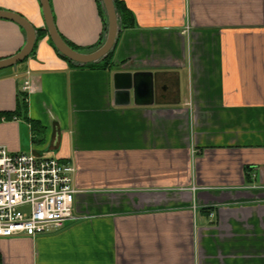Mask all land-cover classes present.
<instances>
[{
    "label": "crops",
    "instance_id": "0c3cea01",
    "mask_svg": "<svg viewBox=\"0 0 264 264\" xmlns=\"http://www.w3.org/2000/svg\"><path fill=\"white\" fill-rule=\"evenodd\" d=\"M49 1L70 43L104 40L101 0ZM120 1L133 26L90 66L59 53L41 0H0L38 30L0 69V146L71 162L79 217L0 237L4 263L264 264V0ZM25 42L0 18V59ZM117 71L152 72L153 102L117 104Z\"/></svg>",
    "mask_w": 264,
    "mask_h": 264
},
{
    "label": "built area",
    "instance_id": "2783aa9c",
    "mask_svg": "<svg viewBox=\"0 0 264 264\" xmlns=\"http://www.w3.org/2000/svg\"><path fill=\"white\" fill-rule=\"evenodd\" d=\"M75 172L71 162L0 146V237H36L77 220Z\"/></svg>",
    "mask_w": 264,
    "mask_h": 264
},
{
    "label": "water",
    "instance_id": "95a60500",
    "mask_svg": "<svg viewBox=\"0 0 264 264\" xmlns=\"http://www.w3.org/2000/svg\"><path fill=\"white\" fill-rule=\"evenodd\" d=\"M107 14V33L103 42L94 49L82 51L73 48L59 33L52 15L50 1L41 0L46 30L59 53L79 65L98 62L104 59L116 45L120 27V17L114 0H101ZM0 18L10 19L20 24L26 32V42L16 54L0 59V69L16 66L33 52L38 30L21 14L0 10ZM116 103L127 105L132 98L138 104H150L154 98V77L150 71H117L114 73Z\"/></svg>",
    "mask_w": 264,
    "mask_h": 264
},
{
    "label": "trees",
    "instance_id": "16d2710c",
    "mask_svg": "<svg viewBox=\"0 0 264 264\" xmlns=\"http://www.w3.org/2000/svg\"><path fill=\"white\" fill-rule=\"evenodd\" d=\"M115 1V6L117 8V12L119 14V17H120V24L122 26V28H129L131 26H133V20L134 18L132 17L130 11L127 9V7L122 3V1L120 0H114ZM65 39V38H64ZM66 40V39H65ZM68 42V44H70L73 48L77 49V50H81L79 49V47L73 45L72 43H70L68 40H66ZM103 41H101L99 43V45L102 43ZM98 45V46H99ZM36 46V44H35ZM35 48V47H34ZM87 50H90V49H87ZM34 51V50H33ZM111 53V52H110ZM110 53L104 58L102 59L100 62H103L105 60H108L109 59V56H110ZM63 56V55H62ZM64 58H66L65 56H63ZM68 59V58H66ZM69 60V59H68ZM71 61V60H70ZM72 62V61H71ZM100 62H94V63H89V64H86V65H95L97 63H100ZM74 63V62H72ZM76 64V63H75ZM24 102H25V99H24ZM27 107V104L24 103ZM24 105V106H25ZM16 112H0V119L2 117H6V118H10L12 117V115H14ZM0 264H5L4 261H3V258H2V255L0 254Z\"/></svg>",
    "mask_w": 264,
    "mask_h": 264
}]
</instances>
